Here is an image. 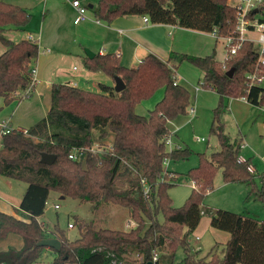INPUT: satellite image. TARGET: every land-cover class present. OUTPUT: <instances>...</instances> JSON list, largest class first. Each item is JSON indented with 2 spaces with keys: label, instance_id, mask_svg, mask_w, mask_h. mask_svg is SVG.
Here are the masks:
<instances>
[{
  "label": "trees",
  "instance_id": "trees-1",
  "mask_svg": "<svg viewBox=\"0 0 264 264\" xmlns=\"http://www.w3.org/2000/svg\"><path fill=\"white\" fill-rule=\"evenodd\" d=\"M157 2L158 7L153 10L146 0H99L92 11L97 20L111 22L140 10L157 21L215 31L218 37L237 35V11L229 0ZM256 13L263 15L259 18L264 21V6ZM31 19L27 8L0 0V43L5 47L0 54V96L6 103L31 85V63L40 53L37 42H16L6 32L23 30ZM257 57L251 41H244L233 56L222 62L214 53L181 55L204 72L201 86L220 95L213 110L211 130L217 134L221 149L210 156L200 153L199 164L188 172L196 188L179 207L173 206L168 193L177 175L172 173L169 177L164 173V159H185L192 150L168 151L166 139L171 135L170 121L187 113L191 92L176 81L175 70L168 62L149 54L138 66L127 67L116 54H97L87 58V68L121 77L126 85L124 90L117 92L100 84V91L94 92L69 84H53L47 115L27 128V132L11 129L1 137L0 175L24 181L28 187L20 203L25 217L0 211V239L11 232L24 239L20 250L0 252V262L34 264L41 258L47 246L38 242L50 234L38 217L45 214L54 191L81 202L113 203L128 208L137 225L126 230L102 228L80 218V236L74 240L56 226L52 232L61 241V247L53 248L56 256L52 264H112L114 257L123 264H175L179 248L185 252L181 261L184 264H264V220L253 216L227 209L213 214L211 225L230 233L222 256L214 253L210 260L195 261L188 241L206 212L203 200L214 188L220 168L225 182L249 185L248 197L255 196L264 202V174L259 176L248 170L250 159L240 160L241 143L237 139L231 141L222 120L228 98L244 97L254 105L264 106V86H250L247 79V74L256 68ZM231 69L233 74L229 75ZM160 88H164L163 97L149 116L138 114L137 103ZM110 136L112 148L106 156L87 152L79 160L69 157L73 148L91 147ZM31 137L42 139V145L35 144ZM43 152L57 155L52 165L41 161ZM155 253L158 259L153 261Z\"/></svg>",
  "mask_w": 264,
  "mask_h": 264
},
{
  "label": "crops",
  "instance_id": "crops-1",
  "mask_svg": "<svg viewBox=\"0 0 264 264\" xmlns=\"http://www.w3.org/2000/svg\"><path fill=\"white\" fill-rule=\"evenodd\" d=\"M30 1L27 4L23 2L13 3L29 10L32 15L31 22L23 30L10 29L7 31V33L10 32L12 34L8 37L16 42L22 39H30L37 42L40 46V53L32 61L30 67L31 70L33 68L36 69V80L32 86L31 93L25 97V91L21 90L16 93L14 100L10 103H6L4 97L0 96V122L6 121L11 129L27 130V128L47 115L52 101L51 89L55 83L69 84L86 90H89L86 87H94L92 86L94 84L98 88H100V84H105L116 91L115 77L103 71H91L87 68V58H93L97 54H116L120 58L121 63L127 67L138 66L147 55L154 54L168 62L175 70L176 81L190 90L191 101H194V104L189 106V108H194L195 112L191 114L188 110V114L194 116L198 112L197 109L200 111L214 110L217 107L220 100L219 93L214 89L200 86L204 72L194 64L181 58L182 54L206 56L214 53L218 61L222 62L225 60L226 47L224 40L218 38L214 32L190 29L177 23L160 22L149 14H143L140 10H134L130 14L118 16L111 22L100 21L94 17L92 11V8L99 0H80L88 8V17L80 23H75L76 9L72 5L73 0H39L37 3ZM146 1L150 9H157V0ZM229 3L234 5L236 0H230ZM146 17L149 18L147 21L145 20ZM246 36L254 44V47L256 45L258 48L260 47L256 39L253 40L247 34ZM87 49L94 54L93 57H89ZM4 50V45L0 43V54ZM258 50L256 51L258 52ZM261 85L264 86V81ZM160 89L163 90L164 88ZM237 100H242L249 104L252 111L257 112L256 114L264 115V106L254 105L244 97L228 98L226 100L228 108L223 113L225 120L229 112L240 123L234 112ZM225 120L223 122L226 128ZM177 128L172 129L170 127L171 138L172 135L174 136L177 133ZM242 130H239L238 137L235 138L241 143L240 156L250 159L258 174L259 163L262 164L260 160H264V155L257 156L255 155L256 153H245L242 151L250 146ZM262 131L264 133L263 129ZM227 134L231 141H234L230 134ZM31 139L37 145H42L43 143L42 139L36 137H31ZM197 139L198 141L200 140L199 137ZM167 169L177 175L173 169L169 168V164ZM235 184L240 186L241 183ZM27 187L28 184L24 181L0 175V211L18 218L25 217V212L20 209V203ZM193 188H196V184L192 181ZM245 190H247L246 187H240L242 194ZM56 193L58 198H65L60 193ZM210 208L204 205L203 209L206 210L204 213H208L207 211ZM210 211L215 213L214 210ZM43 216L44 214L39 216L38 221L48 229L46 223L41 221ZM47 231L51 234L48 237L58 239L52 231ZM199 239L200 237L196 236V240ZM23 246L24 239L17 233L11 232L0 239V252L7 251L10 248L20 250ZM190 247L194 259L200 258L199 255L195 256L192 252L193 250H201V246L194 248L190 244ZM55 256L56 253L53 248L47 247L41 258L34 264H47L49 260V264H52Z\"/></svg>",
  "mask_w": 264,
  "mask_h": 264
},
{
  "label": "rangeland",
  "instance_id": "rangeland-1",
  "mask_svg": "<svg viewBox=\"0 0 264 264\" xmlns=\"http://www.w3.org/2000/svg\"><path fill=\"white\" fill-rule=\"evenodd\" d=\"M7 3L14 4L13 2L29 3V0H4ZM39 0H31L30 2H38ZM230 2V0H229ZM16 4V3H15ZM22 4V3H21ZM12 34L6 32V36ZM247 35L254 39H257L259 34L257 32H250ZM256 45V44H255ZM258 50V46H255ZM94 87H86L89 90L98 92L100 88L97 85ZM201 86V85H200ZM164 89L157 90L156 93L146 98L136 105V112L140 115L149 116L150 111L155 107L156 103L161 100L164 94ZM194 101L190 102L193 105ZM189 108V107H188ZM189 110V109H188ZM194 116L190 114H182L176 117L169 126L177 128V133L172 135V142L174 146L179 148H189L192 153L188 158L185 159H171L169 168L173 169L177 173V178L174 185H172L168 193L172 199V204L175 207L183 205L192 192V180L188 175L191 168L197 166L200 162V153L206 152L208 156L211 153L221 149L219 139L216 133L212 132L211 125L213 120V110H198ZM234 112L238 117L240 123H238L232 113H227L226 120V133H229L231 138L238 137L239 130L245 135L246 141L250 144L248 148H244L242 151L245 153H253L255 155H264V123L263 114L258 115L249 104L242 100H237L234 106ZM259 113V112H258ZM223 120V121H224ZM171 136V135H170ZM200 138L198 141L197 138ZM112 137L99 141L101 142V149L106 156L108 154V147L111 144ZM1 145V144H0ZM259 171L256 175L261 176L264 174V160H260ZM240 187H246L247 190L242 192ZM250 186L241 183L238 186L235 183H228L223 180L222 169L220 168L214 178V188L207 192L203 205L214 210L215 212L219 209L232 210L233 212L253 216L260 220H264V202L255 196L248 197L250 192ZM55 204H58L55 207ZM211 211L203 213L202 221L198 228L189 234L188 240L190 244L195 248L201 246V250L194 251L193 254L199 255L200 258H195V261L200 259L210 260L214 253H218L220 256L223 255V250L227 240L230 237V233L225 230L214 228L211 225V219L213 217ZM85 219V221H92L97 227L112 228L126 230L130 229L127 227V223L134 221L128 208L122 207L113 203H103L97 205L90 202H81L78 199L72 197H65L60 199L57 193L52 191L48 203L46 205V211L41 221H44L48 227L47 230L54 231L56 226H59L65 231L66 236L74 240L80 236L79 219ZM69 223L74 226H69ZM50 234V233H49ZM51 235V234H50ZM196 236L200 237L196 240ZM185 252L182 248H179L176 252L175 264L181 263ZM193 256V255H192ZM135 257V256H131ZM194 258V257H193ZM50 260L47 262L49 264ZM72 264V263H66Z\"/></svg>",
  "mask_w": 264,
  "mask_h": 264
},
{
  "label": "built area",
  "instance_id": "built-area-1",
  "mask_svg": "<svg viewBox=\"0 0 264 264\" xmlns=\"http://www.w3.org/2000/svg\"><path fill=\"white\" fill-rule=\"evenodd\" d=\"M72 5L76 9V16L74 19L75 23H80L88 17V8L85 5H83L80 0H73ZM233 6L236 8V11H237V24L235 28V32L237 33V35L218 37L215 31H214V34L218 38H222L224 40L225 47H226V57L233 56L237 52V50L241 47L244 41H250V39H248V37L246 36L247 32L254 31L259 34L258 38L256 39L257 40L256 42L260 46L257 52L258 57H257L256 68L254 71L249 72L247 74V79L249 81L250 86L254 84L261 85L264 81V21H261L259 17H263V15H261L260 13H253V15H249V14H251V12H253L254 9L256 8L259 9L261 6H264V0H236V3ZM148 19H149L148 17L145 18L146 21ZM31 75H32V82H31V85L24 90L25 97H27L31 93L32 86L35 83V80H36V76H35L36 69L35 68L31 70ZM174 78L176 79V74L174 75ZM189 112L193 114L195 112V109L190 107ZM0 127H1L0 138L4 134L10 132L11 130V128L8 126V123L6 121L0 122ZM24 131L27 132V130H24ZM101 144H102L101 142L96 141L91 147H85V148L75 147L71 150L69 157L74 160H79L87 152H91V153L99 154L100 156H104V154L101 153L102 152L101 149L103 148ZM166 146H167L168 151L177 149V147L174 146L171 140V136H169L166 139ZM111 148H112V144L109 145L108 150H110ZM240 160L245 161L246 159L240 157ZM169 161H170L169 158L164 159V166H165L164 173L168 174L169 177H172L173 174L170 173L167 169ZM248 170L251 173L256 174V170L254 166L252 165V163L248 165ZM148 190L149 188H146L145 192L147 193ZM57 206L58 205H55V207ZM69 225L73 226L72 224H69ZM136 225L137 224L135 221H131V222L129 221L127 223L128 228H133ZM112 255L114 257L113 253ZM157 259H158V253H155L153 257V261H156ZM0 264H6V263L0 262ZM112 264H123V261L118 260L116 257H114L112 260Z\"/></svg>",
  "mask_w": 264,
  "mask_h": 264
},
{
  "label": "water",
  "instance_id": "water-1",
  "mask_svg": "<svg viewBox=\"0 0 264 264\" xmlns=\"http://www.w3.org/2000/svg\"><path fill=\"white\" fill-rule=\"evenodd\" d=\"M90 7H92V5H90ZM256 12H258L257 8L254 9L253 13H256ZM86 51H87V54L89 55V57L94 56V54L90 50L87 49ZM228 74L232 75L233 69H231L228 72ZM115 80H116L115 90L117 92H121L122 90H124L126 85H125V82L123 81V79L119 76H115ZM56 157H57L56 154H49V153L43 152L41 161L43 163L48 164V165H52L54 163ZM38 244L42 245V246L52 247L54 249H60V247H61V241L59 239L53 238V237H48V238L42 239L38 242ZM150 264H153V262H151Z\"/></svg>",
  "mask_w": 264,
  "mask_h": 264
}]
</instances>
